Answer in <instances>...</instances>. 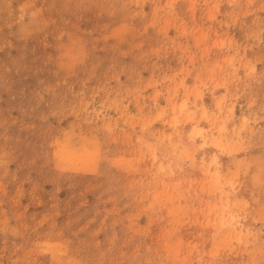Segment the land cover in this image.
<instances>
[{"label": "rangeland", "instance_id": "374dc122", "mask_svg": "<svg viewBox=\"0 0 264 264\" xmlns=\"http://www.w3.org/2000/svg\"><path fill=\"white\" fill-rule=\"evenodd\" d=\"M0 264H264V0H0Z\"/></svg>", "mask_w": 264, "mask_h": 264}]
</instances>
